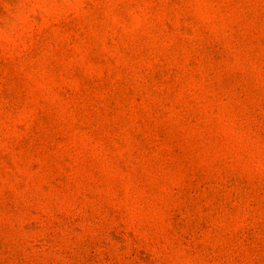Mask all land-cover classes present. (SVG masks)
I'll use <instances>...</instances> for the list:
<instances>
[{
  "label": "rangeland",
  "instance_id": "1",
  "mask_svg": "<svg viewBox=\"0 0 264 264\" xmlns=\"http://www.w3.org/2000/svg\"><path fill=\"white\" fill-rule=\"evenodd\" d=\"M0 264H264V0H0Z\"/></svg>",
  "mask_w": 264,
  "mask_h": 264
}]
</instances>
